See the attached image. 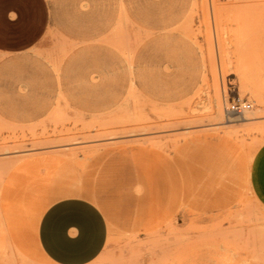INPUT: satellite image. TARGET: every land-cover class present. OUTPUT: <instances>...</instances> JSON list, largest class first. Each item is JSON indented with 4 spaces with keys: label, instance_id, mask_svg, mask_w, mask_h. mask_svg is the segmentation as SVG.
Wrapping results in <instances>:
<instances>
[{
    "label": "rangeland",
    "instance_id": "1",
    "mask_svg": "<svg viewBox=\"0 0 264 264\" xmlns=\"http://www.w3.org/2000/svg\"><path fill=\"white\" fill-rule=\"evenodd\" d=\"M38 8L0 44V264H55L37 225L69 196L107 222L88 264H264V0Z\"/></svg>",
    "mask_w": 264,
    "mask_h": 264
},
{
    "label": "crops",
    "instance_id": "2",
    "mask_svg": "<svg viewBox=\"0 0 264 264\" xmlns=\"http://www.w3.org/2000/svg\"><path fill=\"white\" fill-rule=\"evenodd\" d=\"M38 6L39 0H0V44L5 43L9 29H38ZM262 173L257 171L254 178ZM106 239L103 212L79 196L52 202L42 213L36 231L39 249L55 264H88L102 252Z\"/></svg>",
    "mask_w": 264,
    "mask_h": 264
},
{
    "label": "bare ground",
    "instance_id": "3",
    "mask_svg": "<svg viewBox=\"0 0 264 264\" xmlns=\"http://www.w3.org/2000/svg\"><path fill=\"white\" fill-rule=\"evenodd\" d=\"M233 1V0H232ZM228 2V1H227ZM231 3V2H230ZM221 5H219V7H220ZM237 8V7H236ZM223 18V17H222ZM225 20V19H224ZM226 26V25H225ZM245 67V66H244ZM248 68V67H247ZM246 70V69H245ZM247 71V70H246ZM246 83V82H245ZM248 85V84H247ZM251 92H253L255 95H257V97L259 98V96H258V93H257V91L256 90H254L253 88L251 89ZM216 105L218 106L219 104H217L216 103ZM228 107H226V109H227ZM216 114L217 115H222V109H221V107L220 106H218V107H216ZM247 110V109H246ZM214 112V111H213ZM233 112V111H232ZM245 110L244 111H242V112H239V114L238 115H236V116H230V115H227V121H232V120H250L251 119V117H249L248 115H245ZM226 114H230L229 112H226ZM142 118V117H141ZM142 123V122H141Z\"/></svg>",
    "mask_w": 264,
    "mask_h": 264
},
{
    "label": "built area",
    "instance_id": "4",
    "mask_svg": "<svg viewBox=\"0 0 264 264\" xmlns=\"http://www.w3.org/2000/svg\"><path fill=\"white\" fill-rule=\"evenodd\" d=\"M250 107H251V103L237 96L231 101V104L229 108H227V110L235 111L239 113L246 109H249Z\"/></svg>",
    "mask_w": 264,
    "mask_h": 264
}]
</instances>
